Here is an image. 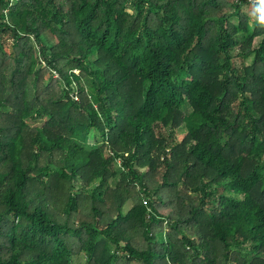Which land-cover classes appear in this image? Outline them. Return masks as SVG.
<instances>
[{"label": "trees", "instance_id": "16d2710c", "mask_svg": "<svg viewBox=\"0 0 264 264\" xmlns=\"http://www.w3.org/2000/svg\"><path fill=\"white\" fill-rule=\"evenodd\" d=\"M258 6L0 0V264H264Z\"/></svg>", "mask_w": 264, "mask_h": 264}, {"label": "rangeland", "instance_id": "374dc122", "mask_svg": "<svg viewBox=\"0 0 264 264\" xmlns=\"http://www.w3.org/2000/svg\"><path fill=\"white\" fill-rule=\"evenodd\" d=\"M242 10L244 11V12H246L247 14H250L251 13V11H252V7H251V5L250 4H246V3H243V6H242ZM77 70V69H76ZM84 83L87 85L88 84V82L86 81V79L84 80ZM78 96H79V94H78ZM188 111V109H186V112ZM183 130H184V128H179L178 129V132L177 133H179V134H181L182 132H183ZM129 204H130V202L126 205V207L127 206H129ZM160 208H163L162 206H160ZM83 258H84V256L81 254V255H78V256H73V261H82L83 260Z\"/></svg>", "mask_w": 264, "mask_h": 264}, {"label": "clouds", "instance_id": "9594fccd", "mask_svg": "<svg viewBox=\"0 0 264 264\" xmlns=\"http://www.w3.org/2000/svg\"><path fill=\"white\" fill-rule=\"evenodd\" d=\"M258 15H255V19L258 23H264V0H259V6L255 10Z\"/></svg>", "mask_w": 264, "mask_h": 264}, {"label": "built area", "instance_id": "2783aa9c", "mask_svg": "<svg viewBox=\"0 0 264 264\" xmlns=\"http://www.w3.org/2000/svg\"><path fill=\"white\" fill-rule=\"evenodd\" d=\"M247 1H250V2H252V3H258V2H259V0H247ZM74 71H77V70L74 69ZM54 73H55V75L57 74L55 71H54ZM74 98H75V99L77 98V94H76V93H74Z\"/></svg>", "mask_w": 264, "mask_h": 264}]
</instances>
